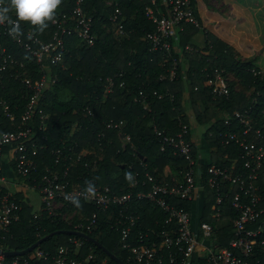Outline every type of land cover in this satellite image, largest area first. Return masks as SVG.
Listing matches in <instances>:
<instances>
[{
	"label": "trees",
	"instance_id": "obj_1",
	"mask_svg": "<svg viewBox=\"0 0 264 264\" xmlns=\"http://www.w3.org/2000/svg\"><path fill=\"white\" fill-rule=\"evenodd\" d=\"M1 1L10 7L9 12L14 11L10 0ZM117 1L125 16L126 37H117L108 30L112 8L105 6L104 0H86L88 12L93 16L94 44L87 46L76 36L68 35L62 62L53 63L46 59L44 69L11 37L0 36V47H4L6 54H11L24 65L20 68L17 63L13 70L19 69L23 72L22 76L34 79L43 72L48 77H56L55 82L47 85L38 103L44 114L43 120L35 115L32 124L39 146L38 155L35 156L38 165L36 175L43 173L45 167L62 171L65 162L56 164L57 154L52 150L59 148L66 152L67 147L76 144L77 151L89 149L84 151V158H96L97 167L91 171L82 163H69L73 177L92 178L97 184L121 193L148 188L149 184L141 186L145 172L170 183L181 180L186 161L173 155L169 148L162 151L153 128L171 135L179 131L180 124L191 127L186 111L191 108L196 123L205 127L202 139L210 151L209 162L199 163L198 146L192 142L194 167L199 169L203 185L199 221H211L216 193L206 183L208 167L212 164L226 167L232 174L243 171L242 149L235 143L224 145L221 142V134L228 128L223 118L234 111L248 110L252 125L250 139L256 141L264 136V0H222L224 4L231 5L233 16L224 15L211 7L207 0H190L199 26L185 24L177 39L171 40L178 49H171L167 56L149 50L145 32L155 28L144 12L149 0ZM73 4L74 0H61L55 13H69ZM24 25L44 41L51 38L53 25L50 21L43 30L27 23ZM199 33L202 40L197 38ZM249 42L254 48L250 53H245L239 44ZM173 66L175 75L170 78L169 71ZM215 69L228 79L227 95L213 96L210 92L207 78ZM9 71H1L0 81L4 85L0 84V97L10 103L16 125L26 107L27 94L31 92ZM108 78L114 82L110 92L106 90ZM121 81L123 84L120 86ZM160 94L161 97H158ZM145 103L148 104L147 109L144 108ZM86 108H90L91 115L86 114ZM2 119L6 124L5 129H15L9 119ZM110 120L124 122L122 132L129 135L128 142L123 143L118 129L106 127ZM256 129L259 134L255 133ZM236 130L240 131V127ZM191 133L192 128L189 139L192 138ZM129 173L131 180L127 178ZM135 181L136 186L133 185ZM257 184L264 206V169L259 173ZM230 186L229 182L223 183L217 230L218 243L222 246L228 245L231 219L237 215L231 206L237 188L233 186L229 191ZM25 194V191L19 190L14 196L21 206L20 220L13 224L10 234L0 245L7 251L23 250L57 230H73V224L81 220L74 216L71 224H68L56 218L34 219L31 199L26 198ZM172 202L186 210L192 206L189 201L172 199ZM69 206V211L79 210L84 217L96 212L99 226L86 232L87 235L125 264H133L128 259L127 250L119 244V234L109 227L106 210L85 200H78ZM130 208L139 216L133 227L134 232L159 229L164 221V211L147 199L133 200ZM73 237L83 241L85 252L93 250L99 264H118L94 243L72 234H54L44 240L40 247L54 251L59 245H69Z\"/></svg>",
	"mask_w": 264,
	"mask_h": 264
},
{
	"label": "built area",
	"instance_id": "obj_2",
	"mask_svg": "<svg viewBox=\"0 0 264 264\" xmlns=\"http://www.w3.org/2000/svg\"><path fill=\"white\" fill-rule=\"evenodd\" d=\"M104 1L105 6L112 8L108 18V30L117 37H126L128 34L124 29L125 16L118 1ZM5 7L10 9L7 3L0 0V8ZM144 12L155 26L154 30L145 32L149 50L159 51L165 56L171 49H178L172 45L171 40L177 39L185 24L199 26L190 0H149ZM14 15V11L7 13L9 20H15ZM50 22L53 31L47 41L26 28L24 23H21L22 34L13 38L9 35L8 29L11 25L7 21L0 22V36L11 37L15 43L30 53L42 69L46 59L53 63L62 62L68 35L76 36L87 46H92L95 42L93 16L88 12L86 0H74L69 13H55ZM0 59V76L1 71L10 70L9 73L31 92L27 94L26 107L21 113L20 122L16 125L10 103L0 97V245L10 234L13 224L20 220L21 206L15 201L14 196L16 192L23 190L26 192V198H30L29 191L36 192L40 198L39 208L32 210L34 219L56 218L71 224L73 217L78 216L81 220L73 224L72 231L86 235V232H91L99 226L98 214L93 212L90 216L84 217L79 210L69 211V204L85 200L95 204L99 209L106 210V221L109 227L119 234V244L122 249L127 250L128 259L133 264H264V206L257 184L259 173L264 169V136L256 141L250 139L252 125L248 110L234 111L231 115L225 116L223 123L228 128L221 134V142L224 145L235 143L242 149L240 155L243 158L241 164L243 171L232 174L226 167L220 168L213 164L208 167L206 183L216 193L210 214L212 220H200L195 228L191 223V212L194 201L199 196L203 200V185L201 173L194 167L193 140L188 138L190 126L180 124L179 131L171 135L157 127L153 128L160 140V149L164 151L169 148L173 155L186 161L181 180L170 183L145 172L141 186L149 184L148 188L121 193L111 190L106 185L97 184L92 178L80 175L73 177L70 174L69 163H82L91 171L97 167L96 158L90 160L84 158V151L89 149L77 151L76 144L67 147L66 152L59 148L52 150L57 154L56 164L65 162L62 171L55 167L52 169L45 167L44 172L37 176L38 165L35 156L38 155L39 146L32 124L35 115L41 116L43 120L44 114L38 103L47 85L55 82L56 77H48L44 72L37 79L22 76V71L13 68L17 63L23 68V63L18 62L11 54H6L4 47H0ZM174 75L175 66L169 71L170 78ZM107 81L106 90L110 92L114 82L111 78ZM207 83L213 96L227 95L229 92L228 79L217 69L207 78ZM0 84L4 85L1 81ZM122 84V81L119 82L120 86ZM158 97H161V94ZM147 105L145 103L144 108L147 109ZM91 113L90 108H86V114ZM3 117L9 119L10 125L15 126V129H5ZM123 123L122 120H110L106 127L118 129V135L124 143L128 142L130 137L123 134ZM238 126L240 131L236 130ZM255 133L259 134V130L256 129ZM224 182L231 184L229 191L233 186L237 188L231 200V206L237 215L231 219V238L227 246L220 245L217 238ZM133 185L136 186L137 181ZM143 199L162 209L165 218L159 229L149 228L138 233L133 231V227L139 216L135 210H131L130 203ZM172 199L189 201L192 206L186 210L176 206ZM69 242V245H59L54 251L45 250L40 244L22 255L7 256L0 252V264H99L92 249L85 252L82 240L73 237ZM0 251L7 250L0 246Z\"/></svg>",
	"mask_w": 264,
	"mask_h": 264
},
{
	"label": "clouds",
	"instance_id": "obj_3",
	"mask_svg": "<svg viewBox=\"0 0 264 264\" xmlns=\"http://www.w3.org/2000/svg\"><path fill=\"white\" fill-rule=\"evenodd\" d=\"M60 2L61 0H10L11 9L14 10L16 19H8L9 8L5 7L0 8V22L7 21L11 25L8 32L13 38L22 34L21 23L37 26L43 30L47 27V21L53 19ZM127 178L132 179L131 173ZM91 190L90 184L89 191Z\"/></svg>",
	"mask_w": 264,
	"mask_h": 264
},
{
	"label": "rangeland",
	"instance_id": "obj_4",
	"mask_svg": "<svg viewBox=\"0 0 264 264\" xmlns=\"http://www.w3.org/2000/svg\"><path fill=\"white\" fill-rule=\"evenodd\" d=\"M207 2L211 7L217 8L224 15L233 16L231 5L224 4L222 0H207ZM197 38H200V40H202L201 39L202 38L201 33H199ZM239 45H240V47H242L241 49L243 51H245V53H250L254 48L252 46V43H250V42L245 43V44L240 43ZM175 48H177V47L175 46ZM241 49H238V50H241ZM257 51H259V50H257ZM186 111L190 116V121H191L190 124H191V128H192V133H191L192 140H193L194 144L196 146H198V154H199L198 160H199V162L207 161L208 157H209V150H208L207 146L205 145L204 140L201 137L205 127L203 125H198L196 123L195 117L192 114L191 108H187ZM29 197L31 199L33 210L38 209L40 206V198H39L38 194L34 191H29ZM201 207H202V198H201V196H199L194 201L193 210L191 212V223L195 228H196L197 224L199 223V215H200Z\"/></svg>",
	"mask_w": 264,
	"mask_h": 264
},
{
	"label": "water",
	"instance_id": "obj_5",
	"mask_svg": "<svg viewBox=\"0 0 264 264\" xmlns=\"http://www.w3.org/2000/svg\"><path fill=\"white\" fill-rule=\"evenodd\" d=\"M58 233H66V234H73V235H78L92 243H94L96 246L100 247L110 258H112L113 260H115L118 264H125L120 258H118L116 255H114L113 253H111L110 251H108L106 248H104L102 246L101 243H99L96 239H94L93 237H90L82 232H77V231H72V230H57L54 231L52 233H49L48 235L38 239L36 242H34L33 244H31L29 247L23 249V250H19V251H0L3 252L5 255L7 256H14V255H22V254H26L28 252H30L33 248H35L36 246L40 245L44 240H46L48 237L54 235V234H58Z\"/></svg>",
	"mask_w": 264,
	"mask_h": 264
},
{
	"label": "crops",
	"instance_id": "obj_6",
	"mask_svg": "<svg viewBox=\"0 0 264 264\" xmlns=\"http://www.w3.org/2000/svg\"><path fill=\"white\" fill-rule=\"evenodd\" d=\"M199 40H200V38H198ZM202 137V136H201ZM200 144V143H199ZM209 150V149H208ZM210 152V151H209ZM199 155V154H198ZM209 160H210V153H209V157H208V160L207 161H204V162H199V163H202V164H205V163H208L209 162Z\"/></svg>",
	"mask_w": 264,
	"mask_h": 264
}]
</instances>
